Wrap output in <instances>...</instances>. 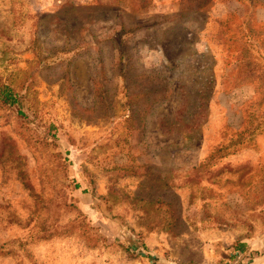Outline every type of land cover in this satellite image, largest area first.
I'll return each mask as SVG.
<instances>
[{
	"label": "rangeland",
	"instance_id": "obj_1",
	"mask_svg": "<svg viewBox=\"0 0 264 264\" xmlns=\"http://www.w3.org/2000/svg\"><path fill=\"white\" fill-rule=\"evenodd\" d=\"M0 264H264V0H0Z\"/></svg>",
	"mask_w": 264,
	"mask_h": 264
},
{
	"label": "trees",
	"instance_id": "obj_2",
	"mask_svg": "<svg viewBox=\"0 0 264 264\" xmlns=\"http://www.w3.org/2000/svg\"><path fill=\"white\" fill-rule=\"evenodd\" d=\"M0 101L10 107L16 103V98L12 95L10 88L3 84H0Z\"/></svg>",
	"mask_w": 264,
	"mask_h": 264
}]
</instances>
